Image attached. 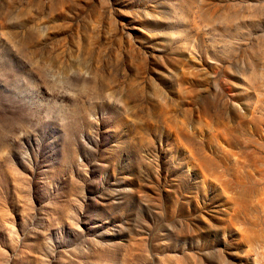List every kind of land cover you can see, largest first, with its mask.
Masks as SVG:
<instances>
[{
	"label": "rangeland",
	"instance_id": "obj_1",
	"mask_svg": "<svg viewBox=\"0 0 264 264\" xmlns=\"http://www.w3.org/2000/svg\"><path fill=\"white\" fill-rule=\"evenodd\" d=\"M0 264H264V0H0Z\"/></svg>",
	"mask_w": 264,
	"mask_h": 264
}]
</instances>
